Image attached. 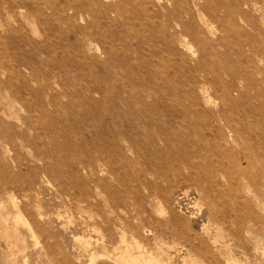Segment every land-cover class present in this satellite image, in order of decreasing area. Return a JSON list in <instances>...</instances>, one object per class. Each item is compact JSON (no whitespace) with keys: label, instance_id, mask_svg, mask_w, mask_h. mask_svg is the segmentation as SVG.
I'll list each match as a JSON object with an SVG mask.
<instances>
[{"label":"rangeland","instance_id":"374dc122","mask_svg":"<svg viewBox=\"0 0 264 264\" xmlns=\"http://www.w3.org/2000/svg\"><path fill=\"white\" fill-rule=\"evenodd\" d=\"M124 258L264 264V0H0V264Z\"/></svg>","mask_w":264,"mask_h":264},{"label":"bare ground","instance_id":"6f19581e","mask_svg":"<svg viewBox=\"0 0 264 264\" xmlns=\"http://www.w3.org/2000/svg\"><path fill=\"white\" fill-rule=\"evenodd\" d=\"M231 90V89H230ZM229 93V92H228ZM230 93H231V91H230ZM229 93V94H230ZM16 204V203H15ZM160 210V209H159ZM19 212V211H18ZM22 214H23V212H22ZM30 225V224H29ZM207 225H208V223H207ZM207 227V226H206ZM204 228H205V226H204ZM32 229V228H31ZM34 234H35V232H34ZM33 234V235H34ZM36 237V236H35ZM136 247V246H135ZM131 249V248H130ZM120 258H121V256H120ZM136 258V257H135ZM130 260V259H129ZM128 259H126V258H124V261L127 263V264H134V262H130Z\"/></svg>","mask_w":264,"mask_h":264}]
</instances>
